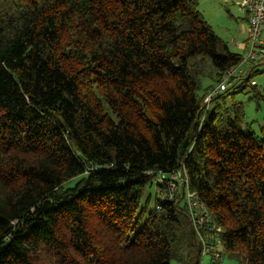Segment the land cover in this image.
I'll list each match as a JSON object with an SVG mask.
<instances>
[{
    "label": "trees",
    "instance_id": "trees-1",
    "mask_svg": "<svg viewBox=\"0 0 264 264\" xmlns=\"http://www.w3.org/2000/svg\"><path fill=\"white\" fill-rule=\"evenodd\" d=\"M198 6L0 0V264H201L186 189L224 256L264 264V127L237 101L264 104L260 72L207 106L245 50Z\"/></svg>",
    "mask_w": 264,
    "mask_h": 264
},
{
    "label": "built area",
    "instance_id": "built-area-1",
    "mask_svg": "<svg viewBox=\"0 0 264 264\" xmlns=\"http://www.w3.org/2000/svg\"><path fill=\"white\" fill-rule=\"evenodd\" d=\"M238 5L248 17L247 43L237 45L239 49L245 50L244 59L239 66L224 74L221 83L217 85L206 98L205 102L207 106L214 96L226 91L227 83L231 78L242 75L245 71L248 72L253 65L257 64L259 61H264V0H241ZM164 177V174L160 173L156 181L162 182ZM176 182H181L185 186H188V179L185 173L176 172L171 175V180L168 183L169 200H173L175 196V192L178 188ZM185 196L195 230L203 244L201 264L205 257L210 259L211 264H222L224 255L222 254L223 250L220 239L218 238L220 229L211 223L209 212L199 200L196 193L186 189Z\"/></svg>",
    "mask_w": 264,
    "mask_h": 264
},
{
    "label": "rangeland",
    "instance_id": "rangeland-1",
    "mask_svg": "<svg viewBox=\"0 0 264 264\" xmlns=\"http://www.w3.org/2000/svg\"><path fill=\"white\" fill-rule=\"evenodd\" d=\"M240 2L241 0H199L198 6L203 18L212 27L214 33L226 42L230 50L235 53L242 52L237 45L245 42L247 38V16L238 5ZM257 71L260 73L251 79V83L264 90V65L258 66ZM246 73L245 71L240 77L245 76ZM249 90L250 88L247 89V92ZM251 96L252 94H240L237 96V101L244 104L247 122L252 125L253 130L259 132L260 128L264 127V104L261 103L258 107L256 102L249 99ZM151 193L149 209H152L156 201L161 198V196H158L156 199L154 190H151ZM171 264L180 263L173 261ZM202 264H211V261L208 257H205ZM222 264L238 263L228 256H224Z\"/></svg>",
    "mask_w": 264,
    "mask_h": 264
},
{
    "label": "crops",
    "instance_id": "crops-1",
    "mask_svg": "<svg viewBox=\"0 0 264 264\" xmlns=\"http://www.w3.org/2000/svg\"><path fill=\"white\" fill-rule=\"evenodd\" d=\"M246 22H247V20H246ZM246 34H247V31H246ZM247 39V38H246ZM244 43V42H243ZM243 43H241V44H243ZM240 45V44H239ZM264 63V61H259L257 64H255L254 65V67H258V66H260V65H262ZM245 73V72H244Z\"/></svg>",
    "mask_w": 264,
    "mask_h": 264
}]
</instances>
